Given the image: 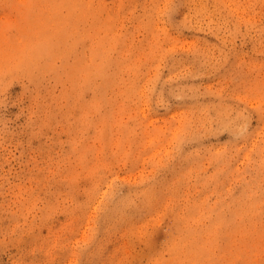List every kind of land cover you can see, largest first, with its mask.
Masks as SVG:
<instances>
[{"label": "rangeland", "instance_id": "374dc122", "mask_svg": "<svg viewBox=\"0 0 264 264\" xmlns=\"http://www.w3.org/2000/svg\"><path fill=\"white\" fill-rule=\"evenodd\" d=\"M0 264H264V0H0Z\"/></svg>", "mask_w": 264, "mask_h": 264}]
</instances>
